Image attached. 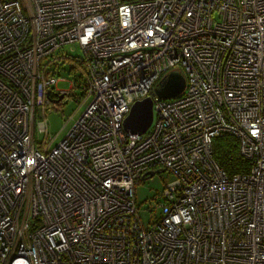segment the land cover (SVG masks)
Instances as JSON below:
<instances>
[{"label": "built area", "instance_id": "2783aa9c", "mask_svg": "<svg viewBox=\"0 0 264 264\" xmlns=\"http://www.w3.org/2000/svg\"><path fill=\"white\" fill-rule=\"evenodd\" d=\"M71 43L85 75L60 88ZM179 68L183 92L160 97ZM77 85L86 105L55 143L47 113ZM145 97L152 124L126 130ZM224 133L248 171L215 159ZM156 168L174 179L145 225ZM0 264H264V0H0Z\"/></svg>", "mask_w": 264, "mask_h": 264}, {"label": "rangeland", "instance_id": "374dc122", "mask_svg": "<svg viewBox=\"0 0 264 264\" xmlns=\"http://www.w3.org/2000/svg\"><path fill=\"white\" fill-rule=\"evenodd\" d=\"M67 54L64 58L63 54ZM82 50L77 43H71L64 45V47L55 52V56H60L57 64L53 66L56 74L65 81L60 82L58 85L62 87H71L73 79H76L79 83L85 75L84 67L78 61L81 58ZM69 55V56H68ZM62 57V58H61ZM180 69V68H179ZM181 71L182 68L180 69ZM183 73H185L183 71ZM73 85V84H72ZM57 99V98H56ZM63 102L58 109L54 108L48 111L47 117L49 122V131L51 135L56 136L55 143L61 140L69 129L74 124V118H70L77 109H84L86 103L80 105L79 100H83L82 90L77 85L74 88H70V92L63 98ZM42 118V108H37L36 113V127H35V139L40 141L44 137V133L39 128V121ZM67 119H69L67 121ZM67 121V122H66ZM156 168L155 170H157ZM174 179V175L168 170L156 171V173L142 181L137 186V199L140 208V214L145 225H149L155 220L156 215L161 211V207L157 205L156 208L150 210L153 207L154 202L162 200L161 193L165 184Z\"/></svg>", "mask_w": 264, "mask_h": 264}, {"label": "water", "instance_id": "95a60500", "mask_svg": "<svg viewBox=\"0 0 264 264\" xmlns=\"http://www.w3.org/2000/svg\"><path fill=\"white\" fill-rule=\"evenodd\" d=\"M185 85V75L181 70L175 69L162 77L155 90L160 97L170 98L182 93ZM153 117L154 106L152 98L145 97L138 99L133 103L130 112L125 117L124 127L128 131L142 134L146 132L152 124ZM155 173L156 171L151 170L144 175L143 179L151 177Z\"/></svg>", "mask_w": 264, "mask_h": 264}, {"label": "trees", "instance_id": "16d2710c", "mask_svg": "<svg viewBox=\"0 0 264 264\" xmlns=\"http://www.w3.org/2000/svg\"><path fill=\"white\" fill-rule=\"evenodd\" d=\"M78 61L84 67L82 58H78ZM213 155L229 175L249 169L248 160L240 152L238 139L230 133H224L214 138Z\"/></svg>", "mask_w": 264, "mask_h": 264}]
</instances>
